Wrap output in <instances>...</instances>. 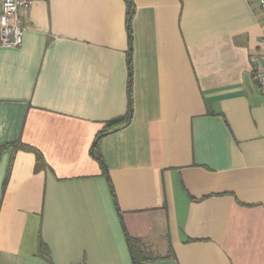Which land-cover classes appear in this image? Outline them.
<instances>
[{"label":"crops","instance_id":"0c3cea01","mask_svg":"<svg viewBox=\"0 0 264 264\" xmlns=\"http://www.w3.org/2000/svg\"><path fill=\"white\" fill-rule=\"evenodd\" d=\"M130 1L35 0L0 44V264H264V15Z\"/></svg>","mask_w":264,"mask_h":264},{"label":"built area","instance_id":"2783aa9c","mask_svg":"<svg viewBox=\"0 0 264 264\" xmlns=\"http://www.w3.org/2000/svg\"><path fill=\"white\" fill-rule=\"evenodd\" d=\"M35 0H0V44L4 48H17L22 44L23 31L20 12H26ZM264 15V0H251ZM264 48V40L262 41ZM252 76L264 94V51L250 58Z\"/></svg>","mask_w":264,"mask_h":264},{"label":"trees","instance_id":"16d2710c","mask_svg":"<svg viewBox=\"0 0 264 264\" xmlns=\"http://www.w3.org/2000/svg\"><path fill=\"white\" fill-rule=\"evenodd\" d=\"M126 3L128 6V18L130 19L131 14H132V2L130 0H126ZM126 123H127V119L108 123L106 125V127L98 134L96 139L99 140L102 136L123 128ZM149 260H151V259H149ZM135 264H138L137 260H136Z\"/></svg>","mask_w":264,"mask_h":264}]
</instances>
